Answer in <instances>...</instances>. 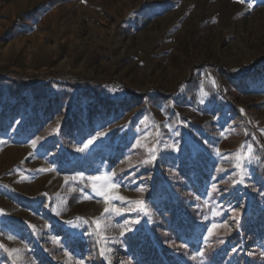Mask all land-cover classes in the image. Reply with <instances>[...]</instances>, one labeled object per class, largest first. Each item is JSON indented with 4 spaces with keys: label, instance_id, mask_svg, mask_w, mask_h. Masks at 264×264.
<instances>
[{
    "label": "rangeland",
    "instance_id": "1",
    "mask_svg": "<svg viewBox=\"0 0 264 264\" xmlns=\"http://www.w3.org/2000/svg\"><path fill=\"white\" fill-rule=\"evenodd\" d=\"M51 1L0 0V78L115 111L0 97V264H264V0Z\"/></svg>",
    "mask_w": 264,
    "mask_h": 264
},
{
    "label": "trees",
    "instance_id": "2",
    "mask_svg": "<svg viewBox=\"0 0 264 264\" xmlns=\"http://www.w3.org/2000/svg\"><path fill=\"white\" fill-rule=\"evenodd\" d=\"M62 2V0H53L51 2L48 3V6L50 9H54L56 7H58L60 5V3ZM43 14V13H41ZM40 15V14H38ZM36 16L35 14L32 15H28L29 20H34L32 17ZM41 16V15H40ZM58 79V82L61 83H55L53 82H47V83H40V84H33L30 86L24 84L18 77H15L13 79V81H9L7 79H1L0 78V97H2V95H8L7 98L8 99H13L15 97L19 98V96H21L22 94H24L25 92L29 93V97L31 98L32 102L34 103V105L36 107H34L32 110L36 111V108L39 107V105H46V107L44 108V115L49 114L50 112H52V108L54 107H58V106H62L64 104V102L69 98L70 94L74 91V90H81V89H85L87 91V95H91L93 97V99L96 101L95 106H94V110L89 111V117L93 116V114L98 111L99 114L103 113L106 109L103 108H98L97 105H99L100 107L102 105H105L108 107L109 109V113L110 112H114L115 111V107L112 105L113 103H107L105 100L101 99V95L100 94V89L96 88L94 86L91 87H87V85H76V82H74L73 78H71V76L69 77H65L62 74H57L55 75ZM237 78V77H236ZM263 80V78L257 79L256 76H249L248 81H252V82H257ZM247 81V80H246ZM244 80L243 77H241L240 79V88L242 91L247 92L248 94H257V91H250L248 89V83ZM197 83L196 81H193L192 84L190 85V87L188 88V96L190 97V99L192 101L196 100L195 97V89H196ZM60 89L61 91H59L58 93L54 92V89ZM171 98L165 95H157L154 97H149V102L151 103V105H155V106H159V105H165L170 103ZM19 103H16L13 105V109H11V113L10 114H6V111L2 112L0 114V123H4L6 122V120H11L13 115L12 113L14 112L15 108H18ZM36 117H30L27 116L24 121L22 122L21 125V130H37L38 127H40V125H42V123H40L41 121L39 120L40 118L37 117V115H35ZM80 120V116H74L72 119L68 118L66 119L64 122V126H63V135L64 134H72L73 130H75V126H79L81 124ZM88 122H91L88 120ZM68 138L65 136V139H63L64 142H66ZM254 146V158L258 161V165L256 166V172L257 174L260 173L261 176L264 175V150H262L256 143H253ZM130 248H132V246H130ZM129 251V250H128Z\"/></svg>",
    "mask_w": 264,
    "mask_h": 264
},
{
    "label": "snow or ice",
    "instance_id": "3",
    "mask_svg": "<svg viewBox=\"0 0 264 264\" xmlns=\"http://www.w3.org/2000/svg\"><path fill=\"white\" fill-rule=\"evenodd\" d=\"M88 143L89 144H91L92 143V141L91 140H89L88 141ZM88 145L86 144L85 145V147H87ZM93 179H98V178H93ZM112 187L113 188H115L116 187V185L115 184H113L112 185ZM119 199H121V200H123L124 199V197H118ZM137 203H143V201H138ZM110 211V209H108V208H106L105 209V213H107V212H109ZM111 211H115V212H119L120 211V209H118V208H116V209H111ZM94 223H95V225H96V227H97V229H99L100 227H101V223H100V221H94ZM214 228L216 227V226H213ZM0 247H2V245H0ZM5 251H9L8 249H5ZM9 254L11 255L12 254V252H9Z\"/></svg>",
    "mask_w": 264,
    "mask_h": 264
}]
</instances>
